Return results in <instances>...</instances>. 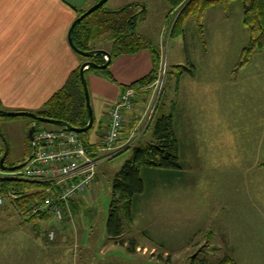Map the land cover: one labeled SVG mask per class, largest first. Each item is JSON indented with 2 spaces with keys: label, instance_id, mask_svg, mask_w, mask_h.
I'll list each match as a JSON object with an SVG mask.
<instances>
[{
  "label": "rangeland",
  "instance_id": "1",
  "mask_svg": "<svg viewBox=\"0 0 264 264\" xmlns=\"http://www.w3.org/2000/svg\"><path fill=\"white\" fill-rule=\"evenodd\" d=\"M113 1L144 7L135 31L161 52L158 69L150 85L135 92L124 144L96 159L91 186L69 208L60 206L63 220H36L14 205L25 195L34 198L29 207L44 186L0 193V264H264V50L241 62L249 31L240 1H231L220 17L206 12L202 38L190 17L176 24L180 9L169 16L164 0H111L104 8L111 10ZM184 66L193 74H180ZM190 91L197 94L189 97ZM160 114L174 119L181 171L142 168L145 190L132 200V221L111 239L105 223L112 180L133 147L151 142ZM31 123L0 118V153L9 147L4 172L30 152ZM35 128L58 127L37 122ZM91 131L80 134L84 143ZM35 237L40 258L31 253L30 261ZM131 238L134 253L118 244Z\"/></svg>",
  "mask_w": 264,
  "mask_h": 264
},
{
  "label": "trees",
  "instance_id": "2",
  "mask_svg": "<svg viewBox=\"0 0 264 264\" xmlns=\"http://www.w3.org/2000/svg\"><path fill=\"white\" fill-rule=\"evenodd\" d=\"M164 1L169 6V16L180 9L176 24L180 22L179 24L182 27L186 19L190 17L199 36L202 38L204 30L203 15L205 12L210 8L219 6L227 14L230 2L234 0ZM239 1L242 7V22L249 31V42L243 48L245 57L241 60L242 63H245L254 50H264V0ZM144 14V7L136 3L124 5L116 10L105 9L103 5L81 20L73 31L74 43L83 51L92 50L89 47L91 40L101 35H107L112 41V48L108 52L110 63L113 58L119 55L135 54L141 50H148L151 54L152 69L147 76L128 86L135 91L138 88L150 85L160 63L159 50L153 47L149 40L135 31L137 23L144 20ZM90 60L98 65L105 63L103 56H95ZM108 67L101 70V72L112 79ZM183 71L189 72L190 75L193 74L186 66L182 68V71L179 70V73L181 74ZM37 114L65 121L77 128L86 125L88 118L79 79V68L69 74L65 84L48 99L43 110L37 112ZM151 137V142L132 148L131 156L124 161L112 180L111 200L105 223L107 236L111 239H119L124 233L125 222L132 221V200L145 190L140 176L142 168L154 167L174 172L181 171L179 144L173 126L172 114H160L153 120ZM85 144L87 145V140ZM43 186L45 184L34 181L0 178V193L10 189L14 194L20 195L31 188H41ZM33 199L31 196L23 195L13 203L20 209L23 216L36 220L42 219L46 214L29 215L28 203L32 202ZM118 244L125 247L128 253H134L137 245L134 238L129 239L127 243L119 240Z\"/></svg>",
  "mask_w": 264,
  "mask_h": 264
},
{
  "label": "crops",
  "instance_id": "3",
  "mask_svg": "<svg viewBox=\"0 0 264 264\" xmlns=\"http://www.w3.org/2000/svg\"><path fill=\"white\" fill-rule=\"evenodd\" d=\"M96 2L97 0H0L1 110L33 113L43 110L48 99L65 84L69 74L86 61L71 49L67 35L78 15ZM120 3L123 2L113 1L110 9L116 10L130 4ZM209 10L216 17L223 16L219 6ZM89 47L109 52L112 41L107 35H101L91 40ZM151 69L152 59L148 50L113 58L108 67L112 79L101 70L85 68L84 75L94 119L92 131L86 136L89 147H97L102 140L109 126L108 109L116 104L120 93L147 76ZM190 79L193 82L197 78L194 76ZM188 93L189 97L197 94L195 91ZM129 114L125 112L124 118L129 119ZM122 132L120 143L124 144L127 131L123 129ZM33 240L34 250L28 251L30 261L31 253L35 261L40 258L38 239L35 237Z\"/></svg>",
  "mask_w": 264,
  "mask_h": 264
},
{
  "label": "built area",
  "instance_id": "4",
  "mask_svg": "<svg viewBox=\"0 0 264 264\" xmlns=\"http://www.w3.org/2000/svg\"><path fill=\"white\" fill-rule=\"evenodd\" d=\"M103 59L106 61V56ZM135 92L131 87L125 88L116 104L108 109L109 126L97 147L87 146L79 133L65 127L54 130L35 128L30 160L11 172L6 173L0 168V178L45 184L39 189L43 193L41 197L29 205V215L44 213L57 221L63 220L60 206L69 208L68 202L91 186L96 176V159L113 154L120 147L124 113L132 108ZM4 203L5 197L0 195V207ZM49 238H53V232Z\"/></svg>",
  "mask_w": 264,
  "mask_h": 264
},
{
  "label": "water",
  "instance_id": "5",
  "mask_svg": "<svg viewBox=\"0 0 264 264\" xmlns=\"http://www.w3.org/2000/svg\"><path fill=\"white\" fill-rule=\"evenodd\" d=\"M108 0H98L95 4H93L91 7H89L86 11H84L82 14H80L71 24L68 35H67V41L69 46L73 51H75L78 55L81 57L87 59L85 62H83L80 67H79V79L80 83L82 86L83 94H84V99H85V108L87 112V123L84 127H73L70 124H68L65 121L58 120V119H53L49 117H43L38 115L37 113H33L30 111H6V110H0V118H17V117H26L32 120L33 123L30 124V127L28 129V139L31 144V150L28 153V155L25 157V159L20 163L19 165L13 167L12 169H19L23 167L31 158L33 154V133L36 127L37 122L39 123H45V124H51L57 127H65L71 131H74L79 134H83L88 132L92 126H93V114L90 106V98H89V92L87 88V83L84 75V70L85 68H92V69H97V70H103L108 67L110 63V54L102 49H93V50H88V51H83L80 50L74 43L73 40V31L74 28L83 20L85 17L90 15L92 12L103 6ZM94 56H106V61L102 65H98L91 61ZM9 147L7 143H5L4 151L3 154L0 155V168L5 169L4 167V162L6 160V156L8 154Z\"/></svg>",
  "mask_w": 264,
  "mask_h": 264
},
{
  "label": "flooded vegetation",
  "instance_id": "6",
  "mask_svg": "<svg viewBox=\"0 0 264 264\" xmlns=\"http://www.w3.org/2000/svg\"><path fill=\"white\" fill-rule=\"evenodd\" d=\"M3 151H4V150H3ZM2 154H3V152L0 153V155H2ZM8 154H9V153H8ZM8 154H7L6 158L8 157Z\"/></svg>",
  "mask_w": 264,
  "mask_h": 264
}]
</instances>
